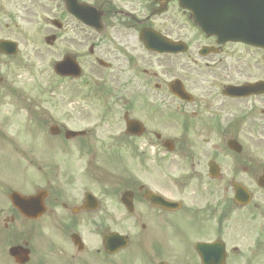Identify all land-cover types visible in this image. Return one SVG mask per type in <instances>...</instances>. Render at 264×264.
Masks as SVG:
<instances>
[{"label": "flooded vegetation", "instance_id": "af4514ba", "mask_svg": "<svg viewBox=\"0 0 264 264\" xmlns=\"http://www.w3.org/2000/svg\"><path fill=\"white\" fill-rule=\"evenodd\" d=\"M85 5L101 28L84 24L97 21ZM177 13L187 19L175 0H0V40L15 42L14 53L0 50L8 161L16 168V24L43 25L49 84L61 82L65 95L75 87L87 124L68 140L45 110L58 143L30 144L39 185L26 194L35 202L2 206L16 176L0 190L1 241L18 247L16 262L2 251L0 264H254L264 256V42L219 40L180 27ZM143 29L179 42L178 52L146 49ZM62 60L79 75L56 74Z\"/></svg>", "mask_w": 264, "mask_h": 264}, {"label": "rangeland", "instance_id": "374dc122", "mask_svg": "<svg viewBox=\"0 0 264 264\" xmlns=\"http://www.w3.org/2000/svg\"><path fill=\"white\" fill-rule=\"evenodd\" d=\"M174 19L179 23L180 27L187 24L185 16L182 13L174 14ZM41 24H16V38L19 39L18 53L16 54V168L8 161L12 160L6 153L7 144L0 140V190L1 194L7 193L8 188L12 187L16 176V189H27L26 193L33 192L39 182L35 181L37 173L35 165L29 163L30 144H52L55 143V137H51L48 133V125L50 118L45 113V108L51 113L56 121L62 122L70 129H81L86 126V120H82L79 116V109L75 98L71 99L77 91L75 87L67 92L61 82L50 86L49 71L47 62L50 59L49 54L45 50L43 43V30ZM33 99L37 106L27 108L28 102ZM24 100L26 106L23 109ZM69 102L70 104H68ZM71 102H73L71 104ZM94 111L97 110L94 105ZM3 109H0V121ZM101 114L103 108L99 109ZM93 116L87 117V122H92ZM54 120V121H55ZM85 122V123H82ZM35 122V123H34ZM13 130V125H10ZM40 150L39 148H37ZM26 155V156H25ZM42 171V170H41ZM40 171V172H41ZM35 181V182H34ZM32 183V185H31ZM31 186V187H30ZM2 202V199H0ZM3 207H9L7 195L2 204ZM213 230L208 231V234ZM204 236L203 233L197 232L196 236ZM3 234L0 232V252L5 251L3 247ZM235 260L232 264H238ZM254 264H264V256L260 255L259 260Z\"/></svg>", "mask_w": 264, "mask_h": 264}, {"label": "water", "instance_id": "95a60500", "mask_svg": "<svg viewBox=\"0 0 264 264\" xmlns=\"http://www.w3.org/2000/svg\"><path fill=\"white\" fill-rule=\"evenodd\" d=\"M178 1H179L180 6H182L184 8H186V7L190 8L193 11V14H194V16H193L192 13L190 15V17L193 19V21L198 23L201 26L202 29L205 28V25H202L201 22H205L206 23V21L204 19H200V15H205L206 14V7H199L198 8L196 6H193L192 3H193L194 0H178ZM255 1L264 3V0H231V3L229 4V8L230 9H237L238 7L242 8L241 13H240V15L242 17H240V21H239V22H241V21H244V17H247L250 13L255 12L256 7H261L258 3L256 4ZM210 23L215 25V30H217L221 34H224L223 30L221 29L224 21L214 19V21H212ZM245 23H248V22L245 21ZM88 24L91 25L90 23H88ZM204 31H206V30H204ZM150 38L153 40V36H151V37L148 36V38L145 39V44L147 46H149L151 44V39ZM155 43L157 45L161 46V47H163V46H171V44L168 43V41L166 42V41L161 40V39L159 40V42H154L153 43V41H152V45L153 44L155 45ZM60 67H61V71L62 72H66V67H65L64 63L61 64ZM15 195L16 194H12L10 196V198H11L12 202H14L15 197H16V206H18L19 205L18 202L20 203V200H22V199H19L17 197V195L16 196ZM16 250H18V248H16V246L11 247L9 249V254L16 258Z\"/></svg>", "mask_w": 264, "mask_h": 264}]
</instances>
